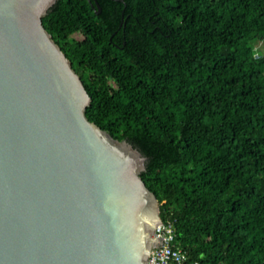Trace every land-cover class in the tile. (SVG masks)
Here are the masks:
<instances>
[{
  "label": "trees",
  "instance_id": "16d2710c",
  "mask_svg": "<svg viewBox=\"0 0 264 264\" xmlns=\"http://www.w3.org/2000/svg\"><path fill=\"white\" fill-rule=\"evenodd\" d=\"M42 22L191 259L264 264V0H57Z\"/></svg>",
  "mask_w": 264,
  "mask_h": 264
},
{
  "label": "water",
  "instance_id": "95a60500",
  "mask_svg": "<svg viewBox=\"0 0 264 264\" xmlns=\"http://www.w3.org/2000/svg\"><path fill=\"white\" fill-rule=\"evenodd\" d=\"M56 1L0 0V264H146L162 221L148 156L86 116L42 22Z\"/></svg>",
  "mask_w": 264,
  "mask_h": 264
},
{
  "label": "built area",
  "instance_id": "2783aa9c",
  "mask_svg": "<svg viewBox=\"0 0 264 264\" xmlns=\"http://www.w3.org/2000/svg\"><path fill=\"white\" fill-rule=\"evenodd\" d=\"M153 235L158 243L150 249L146 264H203L191 259L188 251L179 245L173 220L158 222Z\"/></svg>",
  "mask_w": 264,
  "mask_h": 264
},
{
  "label": "rangeland",
  "instance_id": "374dc122",
  "mask_svg": "<svg viewBox=\"0 0 264 264\" xmlns=\"http://www.w3.org/2000/svg\"><path fill=\"white\" fill-rule=\"evenodd\" d=\"M77 37H80L79 35H76Z\"/></svg>",
  "mask_w": 264,
  "mask_h": 264
}]
</instances>
